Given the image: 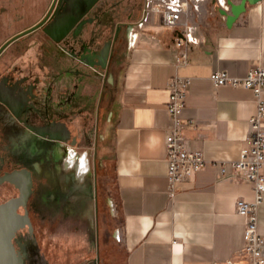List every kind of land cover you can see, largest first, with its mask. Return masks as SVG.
<instances>
[{
    "label": "crops",
    "instance_id": "obj_1",
    "mask_svg": "<svg viewBox=\"0 0 264 264\" xmlns=\"http://www.w3.org/2000/svg\"><path fill=\"white\" fill-rule=\"evenodd\" d=\"M222 8L228 9L226 0H203L199 13L183 18L193 41L185 66L175 65L176 30L160 15L129 30L113 69L117 92L109 136L119 222L103 242L107 264H246L239 256L245 221L236 203L253 200L255 192L252 183L232 175L231 163L252 133L257 97L245 87L216 86L211 75L221 70L245 77L252 67L264 68V0L249 5L232 27ZM175 75L191 78L180 118L192 121L185 136L207 164L191 181L172 186L166 137L173 124L168 83ZM259 231L264 237V202Z\"/></svg>",
    "mask_w": 264,
    "mask_h": 264
},
{
    "label": "flooded vegetation",
    "instance_id": "obj_2",
    "mask_svg": "<svg viewBox=\"0 0 264 264\" xmlns=\"http://www.w3.org/2000/svg\"><path fill=\"white\" fill-rule=\"evenodd\" d=\"M145 1L99 0L58 46L41 23L61 12L63 0H0V48L7 44L0 54V206L19 222L10 237L13 264H53L42 262L41 239L79 230L90 216L91 263L102 264L103 203L97 181L90 186L88 157L93 150L95 168L116 98L113 69ZM59 47L76 61L66 66L65 86L50 89L42 68L47 51Z\"/></svg>",
    "mask_w": 264,
    "mask_h": 264
},
{
    "label": "built area",
    "instance_id": "obj_3",
    "mask_svg": "<svg viewBox=\"0 0 264 264\" xmlns=\"http://www.w3.org/2000/svg\"><path fill=\"white\" fill-rule=\"evenodd\" d=\"M202 1L146 0L142 19L134 23L131 29L142 27L151 14L160 15L163 25L176 30L175 65L185 66L190 62L193 41L189 36V26L183 23V18L191 13H199ZM211 80L216 86L231 85L251 89L257 97V112L249 119L252 133L242 148L240 158L231 163V170L238 181L252 183L255 192L253 200L239 199L236 203L237 212L245 221V245L239 256L246 260V264H264V237L259 231V209L264 202V101L261 99L264 68L252 67L245 77H232L227 71L217 70L211 75ZM190 83L191 78L179 75H175L168 83L171 96L167 111L173 124L166 137V161L172 186L191 181L207 164L203 152L191 149L185 136L184 129L192 121L180 118L186 106ZM221 173L227 174L225 163L221 165ZM229 264L234 262L229 261Z\"/></svg>",
    "mask_w": 264,
    "mask_h": 264
},
{
    "label": "rangeland",
    "instance_id": "obj_4",
    "mask_svg": "<svg viewBox=\"0 0 264 264\" xmlns=\"http://www.w3.org/2000/svg\"><path fill=\"white\" fill-rule=\"evenodd\" d=\"M144 1V0H142ZM109 125L106 123L102 129V145L98 158L93 168L94 152H89V160H91L92 171L89 174L90 186L93 188L95 181L98 183V191L102 198L103 209L101 214V229L104 234V241L107 240L108 233H114L119 222V214L115 204V186H114V167L110 152L111 142L109 136ZM86 150H84V153ZM94 217L90 216V223L79 230H62L57 234L41 239L42 252L45 257L42 262L49 260L50 263L58 264H92L96 260V232L93 224ZM107 248L102 250V264H107Z\"/></svg>",
    "mask_w": 264,
    "mask_h": 264
},
{
    "label": "water",
    "instance_id": "obj_5",
    "mask_svg": "<svg viewBox=\"0 0 264 264\" xmlns=\"http://www.w3.org/2000/svg\"><path fill=\"white\" fill-rule=\"evenodd\" d=\"M63 1L65 4L61 8V12L53 16L49 12L41 23L44 34L57 45L68 37L74 26L82 21L83 17L99 0ZM259 1L261 0H226L228 9L222 8L220 13L226 18L227 26L232 27L237 19L247 11L249 5L256 4ZM6 46L7 44L0 48V54ZM47 57L45 68H42L46 86L48 84L50 89H53L54 86L57 88L65 86V80L70 75L66 66L75 64V58L67 55L60 47L53 52L47 51ZM75 67H79V64H76ZM77 73L81 74L82 77L83 69H78ZM17 224H19L18 218L14 212L12 213L11 207L0 206V264L14 263L11 255L10 237Z\"/></svg>",
    "mask_w": 264,
    "mask_h": 264
}]
</instances>
